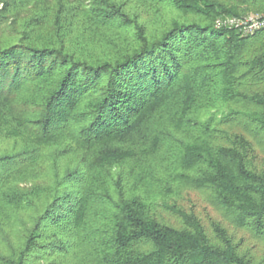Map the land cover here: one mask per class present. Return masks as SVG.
I'll return each mask as SVG.
<instances>
[{"label":"trees","instance_id":"16d2710c","mask_svg":"<svg viewBox=\"0 0 264 264\" xmlns=\"http://www.w3.org/2000/svg\"><path fill=\"white\" fill-rule=\"evenodd\" d=\"M2 2L0 264H264V0Z\"/></svg>","mask_w":264,"mask_h":264},{"label":"built area","instance_id":"2783aa9c","mask_svg":"<svg viewBox=\"0 0 264 264\" xmlns=\"http://www.w3.org/2000/svg\"><path fill=\"white\" fill-rule=\"evenodd\" d=\"M215 26H233L241 32L247 33L264 26V15L249 14L244 17L226 16L217 18Z\"/></svg>","mask_w":264,"mask_h":264},{"label":"rangeland","instance_id":"374dc122","mask_svg":"<svg viewBox=\"0 0 264 264\" xmlns=\"http://www.w3.org/2000/svg\"><path fill=\"white\" fill-rule=\"evenodd\" d=\"M3 0H0V8L3 6ZM200 207L196 208L197 210L199 209ZM202 213V212H201Z\"/></svg>","mask_w":264,"mask_h":264}]
</instances>
